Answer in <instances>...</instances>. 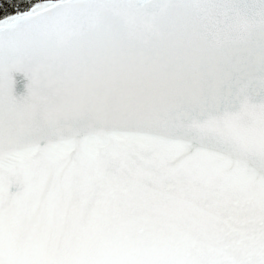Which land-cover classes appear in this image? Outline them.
<instances>
[{
  "label": "snow or ice",
  "instance_id": "obj_1",
  "mask_svg": "<svg viewBox=\"0 0 264 264\" xmlns=\"http://www.w3.org/2000/svg\"><path fill=\"white\" fill-rule=\"evenodd\" d=\"M0 264H264V0H0Z\"/></svg>",
  "mask_w": 264,
  "mask_h": 264
},
{
  "label": "water",
  "instance_id": "obj_2",
  "mask_svg": "<svg viewBox=\"0 0 264 264\" xmlns=\"http://www.w3.org/2000/svg\"><path fill=\"white\" fill-rule=\"evenodd\" d=\"M14 79H16V80H20L21 77H20L19 75H16V76H14ZM22 91H23L22 87H20V86L18 85L17 88H16V92L19 94V93L22 92Z\"/></svg>",
  "mask_w": 264,
  "mask_h": 264
}]
</instances>
